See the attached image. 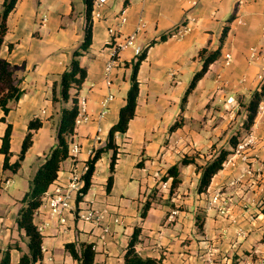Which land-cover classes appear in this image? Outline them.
<instances>
[{
  "label": "crops",
  "instance_id": "0c3cea01",
  "mask_svg": "<svg viewBox=\"0 0 264 264\" xmlns=\"http://www.w3.org/2000/svg\"><path fill=\"white\" fill-rule=\"evenodd\" d=\"M4 1L0 0V11ZM122 10L128 21L118 41L133 33L141 20L145 24L136 42L142 53L146 52L138 69L136 114L127 132L115 136L118 159L111 192H106L113 153L109 149L106 158L100 157L96 163L91 188L80 205L92 204L107 214L95 225L69 213L66 225L61 226L42 208L35 222L49 226L41 232V264H78L66 251L67 242L93 243L94 264H122L136 226H141L138 253L156 258L159 264H239L247 258L257 264V251L264 253V174L259 171L264 163V120L254 127L257 144L250 151V160L221 169L208 193L198 190L202 169L197 165H206L219 151L228 149V139L238 129L237 119L246 118L245 104L264 83V0H108L97 10L94 7L93 13L99 11L101 17L93 15V42L79 57L87 76L78 94L87 98L92 119L76 127L72 139L81 145V151L62 163L57 180L67 182L70 170L81 169L89 160L90 150L107 145L109 131L126 104L133 65L139 57L134 47L120 52L118 64L109 79L105 77L112 52L109 27L118 21ZM233 15L220 57L182 108L183 96L202 67L200 51L215 50L220 45L223 28ZM190 17L197 18L193 31L176 38L175 29ZM85 26V0H18L7 20L0 57L10 63L23 90L20 99L11 102L8 114L0 108V148L10 123L12 161L18 156L29 121H42L16 173L3 168L4 155L0 152V247L10 248L14 262L29 252L28 239L16 221L20 201L57 142L61 109L71 106V100H60L61 78L84 40ZM253 49L257 50L254 59L250 57ZM228 52L233 60L226 66ZM110 94L114 99L109 110L98 120L101 101ZM229 98H234L237 107L233 117ZM180 119L182 126L171 131ZM99 127L102 132L95 141ZM185 158L194 162L183 164ZM174 165L179 168L181 182L171 192L172 178L164 177ZM215 189L228 198L226 214L203 208ZM147 200L151 206L143 219ZM174 209L179 214L171 219ZM116 216L120 223L113 221Z\"/></svg>",
  "mask_w": 264,
  "mask_h": 264
},
{
  "label": "trees",
  "instance_id": "16d2710c",
  "mask_svg": "<svg viewBox=\"0 0 264 264\" xmlns=\"http://www.w3.org/2000/svg\"><path fill=\"white\" fill-rule=\"evenodd\" d=\"M129 0H126V3ZM18 0H5L3 8L0 11V48L3 44L4 36L7 33V20L10 13L14 10ZM95 0H85L86 5V26L85 36L81 46L74 52L73 58L70 63V68L62 74L60 84V100L63 102H69L71 100L70 107H63L61 109V118L57 128V142L47 155L45 160L40 164L36 173L34 174L30 188L25 193L20 201V208L18 211L17 225L20 230H24V233L28 239V253L22 254L18 262H14L11 259L10 248L2 249L0 247V254L2 255L0 264H41L43 253V235L38 229V225L35 222L36 213L42 203L43 196L54 184L59 176L62 163L70 157V145L72 143V137L76 130V119L78 116L79 108V90L84 83L87 71L81 66L79 57L83 55L92 45L93 42V10ZM234 15L228 19V24L224 26L221 37L220 45L215 50L202 49L200 56L202 59V67L193 76L184 96L182 99V108L185 107L189 95L196 88L199 80L207 73L210 65L216 61L221 55V49L224 45L228 32L230 30V22L233 21ZM11 48V45H10ZM146 57V52L139 55L137 61L133 65V72L131 76V85L127 94L126 104L121 108L119 113L118 122L113 125L109 131V137L107 145L104 148H99L92 155L87 164L89 170L84 176V185L77 197V203L84 200V197L88 193L92 185L93 175L96 169V163L105 151L111 149L113 151L110 158V174L106 183V192L110 193L114 184V174L116 170V163L118 159V146L116 144L115 136L117 133H125L128 130L130 121L136 114V107L138 103V97L140 93V83L138 80V69L140 64ZM74 91V92H73ZM23 94V90L16 82L13 72L10 67V63L0 57V108L4 111V114H8L10 111L11 102L17 101ZM54 100H58V97L54 95ZM264 100V83L260 89L255 91L250 100L245 104L246 118L244 121V130L242 134H233L230 137V148L222 149L219 151L209 162L204 166L197 165L198 169H202V174L199 182V192H206L212 183L214 176L223 168V163L228 156L233 152V149L239 142V140L247 135L256 120L257 108L261 101ZM5 121V117H2ZM183 119L176 121L170 128L174 131L181 127ZM42 126L40 119H32L28 123V132L23 139L20 151L17 158L12 161L11 140H12V125L9 123L4 135L2 136V145L0 152L4 155L3 168L10 169L16 173L25 159L26 154L34 141V131L38 130ZM194 162V159H183V164ZM180 172L177 165L172 166L164 179L172 178L170 191L173 192L175 188L181 182L179 178ZM151 206V201L147 200L142 208V218L144 219ZM202 228V223L200 224ZM141 234V226H136L134 232L129 240L124 254V260L122 264H159L156 258L147 256H141L137 251V244L139 242V236ZM65 249L71 256L77 261L78 264H94L96 249L95 245L90 242H67Z\"/></svg>",
  "mask_w": 264,
  "mask_h": 264
},
{
  "label": "built area",
  "instance_id": "2783aa9c",
  "mask_svg": "<svg viewBox=\"0 0 264 264\" xmlns=\"http://www.w3.org/2000/svg\"><path fill=\"white\" fill-rule=\"evenodd\" d=\"M108 0H95L94 7L97 10V7L102 6L105 4ZM239 1H247V0H239ZM193 5L196 4V2H192ZM94 17H101V13L99 11H94L93 13ZM128 18L126 16V11L122 10L119 14L118 21L115 22L112 26L109 27V34H110V43L112 45V52L109 61L106 63L105 66V77L108 80L111 72L113 71L114 67L119 62V56L120 52L127 48V47H134L136 56H139L142 54L143 48L136 44L138 35L142 32V30L145 27V24L141 20L136 28V30L125 36L122 41H118V39L121 37L122 28L127 23ZM197 22L196 17H190L185 22L180 24L174 31V36L178 39L184 38L186 35L191 33L194 28V24ZM257 56V50L253 49L251 51L250 57L252 59L256 58ZM233 60V56L231 53L225 54V65L229 66L231 65ZM114 99V96L112 94L105 96L101 101V111L98 115V120H102L108 110L110 102ZM227 103L230 104V112L232 114V117L236 114V103L234 98H229L227 100ZM78 116L76 119V127H78L82 123L89 122L91 118V114L88 112L87 109V98L85 97H79L78 102ZM264 120V100L261 101L257 108V116L255 123L251 129V131L243 136L235 148L233 149V152L228 156V158L223 163V168L226 169L228 167H236L239 162H248L250 160V151L253 150L257 144V139L254 132V127H256L261 121ZM102 128L99 127L97 129V136L95 141H99L100 137L99 134H101ZM97 149L93 148L90 150V157L94 155L95 151ZM81 151V145L72 140V143L70 145V157L69 158H76L78 154ZM89 170V165L87 164V161L84 163L83 167L81 169L74 168L70 170V177L67 182H59L58 180L52 184L51 188L47 190L45 195L43 196L42 203L36 213V215L40 212L42 208H46L49 212V214L52 217H56L59 221V224L61 226L66 225L67 223V216L69 213H73L76 215L77 218L92 223L95 225L100 224L106 214L107 211H102L96 209L92 204H85L83 207L80 205L82 204L81 201L77 203V197L80 194V191L84 185V176ZM259 171L261 175L264 174V163L261 164L259 167ZM248 173H251L249 171ZM242 178V177H241ZM204 208L206 211L215 210L219 212L220 214H226L229 208V201L227 196L222 190L215 189L209 193V197L205 202ZM179 214L178 209H174L171 211L170 218L175 219L176 216ZM115 223H120L121 218L115 217L113 220ZM49 224L47 222L39 223L38 229L40 232L44 231ZM108 227H104V230H108ZM137 248V246H136ZM259 254V257L257 259V264H264V253L261 251H257ZM239 264H253V261L251 258H247L239 262Z\"/></svg>",
  "mask_w": 264,
  "mask_h": 264
},
{
  "label": "rangeland",
  "instance_id": "374dc122",
  "mask_svg": "<svg viewBox=\"0 0 264 264\" xmlns=\"http://www.w3.org/2000/svg\"><path fill=\"white\" fill-rule=\"evenodd\" d=\"M244 118H243V116H241V117H239L238 119H237V123H235L236 125H237V127H238V129L237 130H235V134H242L243 132H245V130H244ZM233 135V134H232ZM231 135V136H232ZM230 136V137H231ZM230 137H229V139H228V141H230ZM229 144H230V142H229ZM228 148H230V146L228 147ZM108 154H107V152H104L103 154H102V156H101V158L103 157V158H106V156H107ZM30 169V168H29ZM9 174H10V176L11 175H13V172H11V171H9ZM209 189H210V187L208 188V190L206 191V193H208L209 192ZM206 193H205V195H206ZM204 205H205V203H204ZM204 208V207H203ZM201 214H203V212H201ZM14 232H15V228H13V235H14ZM1 257H2V255L0 254V260H1Z\"/></svg>",
  "mask_w": 264,
  "mask_h": 264
}]
</instances>
